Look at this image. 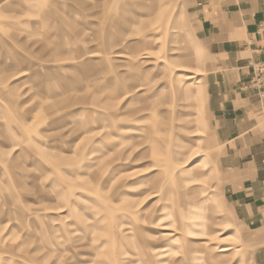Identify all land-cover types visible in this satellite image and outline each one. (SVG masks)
<instances>
[{
  "label": "rangeland",
  "instance_id": "obj_1",
  "mask_svg": "<svg viewBox=\"0 0 264 264\" xmlns=\"http://www.w3.org/2000/svg\"><path fill=\"white\" fill-rule=\"evenodd\" d=\"M185 2L0 0V264H255Z\"/></svg>",
  "mask_w": 264,
  "mask_h": 264
},
{
  "label": "crops",
  "instance_id": "obj_2",
  "mask_svg": "<svg viewBox=\"0 0 264 264\" xmlns=\"http://www.w3.org/2000/svg\"><path fill=\"white\" fill-rule=\"evenodd\" d=\"M185 8L212 61L205 103L223 144V195L254 232L255 264H264V88L249 86L253 65L264 62V0H186Z\"/></svg>",
  "mask_w": 264,
  "mask_h": 264
},
{
  "label": "built area",
  "instance_id": "obj_3",
  "mask_svg": "<svg viewBox=\"0 0 264 264\" xmlns=\"http://www.w3.org/2000/svg\"><path fill=\"white\" fill-rule=\"evenodd\" d=\"M249 83V86H252L259 90L264 88V62L253 65L252 77Z\"/></svg>",
  "mask_w": 264,
  "mask_h": 264
},
{
  "label": "bare ground",
  "instance_id": "obj_4",
  "mask_svg": "<svg viewBox=\"0 0 264 264\" xmlns=\"http://www.w3.org/2000/svg\"><path fill=\"white\" fill-rule=\"evenodd\" d=\"M147 52V51H146ZM119 54V53H118ZM116 56H120V55H116ZM144 59H147V58H149V56L148 55H146V53L144 54V57H143ZM159 63H162V61L161 62H159ZM187 70V69H186ZM175 71H177V70H174L173 72H175ZM182 71H184V70H182ZM178 72H179V70H178ZM185 72H187V71H185ZM185 76V77H184ZM183 77L185 78V82H188V84L190 83V84H192V83H194L195 81H196V74H194V73H187L186 75H184ZM195 84V83H194ZM195 85H197V84H195ZM138 90H141V88L139 87V89ZM182 107V106H181ZM187 155H189V153L188 154H184L183 156H187ZM192 155L193 154H191L190 156H188V159H190V158H192ZM197 155H200V153L199 154H197ZM195 156V155H194ZM194 158V157H193ZM175 162V161H174ZM178 162V161H177ZM184 163V162H183ZM188 163V162H187ZM183 167V166H182ZM222 251H225V250H227V248H224V249H221ZM227 252V251H226Z\"/></svg>",
  "mask_w": 264,
  "mask_h": 264
}]
</instances>
